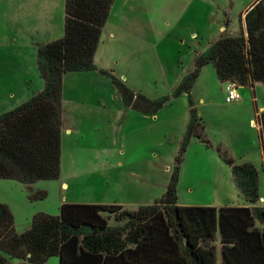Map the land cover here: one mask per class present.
<instances>
[{
    "label": "rangeland",
    "instance_id": "obj_1",
    "mask_svg": "<svg viewBox=\"0 0 264 264\" xmlns=\"http://www.w3.org/2000/svg\"><path fill=\"white\" fill-rule=\"evenodd\" d=\"M254 1L113 0L94 51L96 68L62 77L58 178L35 181L32 189L45 191V196L32 200L19 181L0 179V202L10 208L15 231L27 228L37 212L56 215L61 203L119 204L126 209L150 204L163 193L175 166L177 204L215 211L249 204L223 155L235 163L252 162L257 172L254 204L264 207L257 130L258 113L264 110L256 108L251 115L245 100L249 87L237 86L239 97L225 103V81L216 78L210 64L202 66L188 93L203 140L192 136L183 150L187 93L173 94L210 39L242 30L243 11ZM63 16L64 0H0V112L41 89L36 45L62 35ZM110 76L148 99L163 97L161 107L152 113L124 106ZM252 86L257 104L263 105L264 83ZM107 221L121 223L113 217ZM27 264H58V257Z\"/></svg>",
    "mask_w": 264,
    "mask_h": 264
},
{
    "label": "trees",
    "instance_id": "obj_2",
    "mask_svg": "<svg viewBox=\"0 0 264 264\" xmlns=\"http://www.w3.org/2000/svg\"><path fill=\"white\" fill-rule=\"evenodd\" d=\"M113 0H64L62 35L38 43L35 62L42 87L18 105L0 112V179L22 183L28 198L37 180H52L60 171L62 130L61 83L66 72L93 70L94 51ZM238 33H220L197 53L173 94L187 93L188 121L181 150L201 135V121L189 90L202 66L210 64L220 82L236 86L264 83V0L245 10ZM104 73V71H100ZM111 77L121 103L155 112L163 97L148 99ZM259 145L264 167V111L258 113ZM247 206H185L176 203L178 167L163 193L152 203L126 209L119 204L61 203L58 213L33 214L16 232L10 208L0 202V264L9 258L58 264H264V207L255 205L257 172L250 163L223 155ZM113 217L118 225L108 224Z\"/></svg>",
    "mask_w": 264,
    "mask_h": 264
},
{
    "label": "crops",
    "instance_id": "obj_3",
    "mask_svg": "<svg viewBox=\"0 0 264 264\" xmlns=\"http://www.w3.org/2000/svg\"><path fill=\"white\" fill-rule=\"evenodd\" d=\"M254 1V0H253ZM253 3V2H252ZM251 3V4H252ZM250 4V5H251ZM244 13H245V11H243V15H244ZM242 18H243V16H242ZM243 30V29H242ZM63 77V76H62ZM253 85V84H252ZM248 86L249 87V91L248 92H250V98H248V96L246 95V98H245V100L247 101V105H250L251 106V115L255 112V109L257 108V109H259V110H264V104L263 105H258L257 104V100H256V95H255V89H254V86ZM254 99V101L253 100H251L250 101V99ZM60 105H61V101H60ZM61 109H62V107H61ZM250 121H251V123L253 124L254 123V120L253 119H249ZM63 123H64V114H63V110H62V128H63ZM257 123H258V121H257ZM259 127V126H258ZM258 130V129H257ZM62 131V130H61ZM60 135H61V133H60ZM251 164H252V162H251ZM264 169V168H263ZM146 205V204H145ZM247 205H249V204H247ZM247 205H244V206H247ZM48 214V213H47ZM52 215V214H51Z\"/></svg>",
    "mask_w": 264,
    "mask_h": 264
},
{
    "label": "built area",
    "instance_id": "obj_4",
    "mask_svg": "<svg viewBox=\"0 0 264 264\" xmlns=\"http://www.w3.org/2000/svg\"><path fill=\"white\" fill-rule=\"evenodd\" d=\"M224 90H225V97H224L225 103H231L233 100L239 97V94L237 92V86L232 81H225Z\"/></svg>",
    "mask_w": 264,
    "mask_h": 264
}]
</instances>
